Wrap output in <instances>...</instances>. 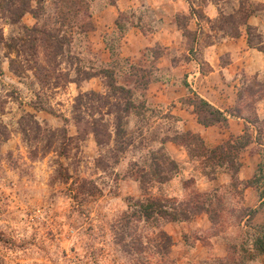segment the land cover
I'll list each match as a JSON object with an SVG mask.
<instances>
[{
  "label": "rangeland",
  "instance_id": "1",
  "mask_svg": "<svg viewBox=\"0 0 264 264\" xmlns=\"http://www.w3.org/2000/svg\"><path fill=\"white\" fill-rule=\"evenodd\" d=\"M29 1L0 0V264H264L254 247L264 213L249 222L244 182L197 193L189 177L211 178L215 161L193 137L179 135L170 109L174 88L166 98L154 92L170 74V59L177 67L199 59L195 49L239 34L251 15L261 22L249 31L252 43H263L264 0H188L194 19L177 16V30L163 5V27L148 36L164 44L139 50L122 49L136 14H120L119 27L96 41L91 0ZM25 3L29 12L17 21ZM155 8L146 15L152 25L162 19ZM173 73L185 93L178 102L201 109L193 91L186 93V69ZM117 87L131 90L128 109ZM260 90L264 83L254 81L243 94L250 119ZM172 139L189 144L187 164L172 158L180 149ZM256 182L263 193L264 166ZM152 200L185 215L195 205L210 209L215 223L202 228L203 252L189 248L196 225L179 229L167 217L145 218L141 205Z\"/></svg>",
  "mask_w": 264,
  "mask_h": 264
},
{
  "label": "crops",
  "instance_id": "2",
  "mask_svg": "<svg viewBox=\"0 0 264 264\" xmlns=\"http://www.w3.org/2000/svg\"><path fill=\"white\" fill-rule=\"evenodd\" d=\"M99 1L91 0L89 8L90 16L94 24L93 36L96 41H100L104 36L110 35L116 27H119L117 22L120 14L128 13L138 15L136 24L130 22L124 28L125 34L122 49L133 47L132 49L139 50L141 47L146 48L157 43L164 44L160 40L155 39V41L150 42L151 39H149L151 35L158 33L159 29H162L163 22H165V18L162 17H167L168 15L163 5L169 6L172 10L173 18L170 23H172L171 27H175V29L179 28L176 20L177 16L183 15L188 18L190 17L192 20L194 19L188 0H106L101 5ZM152 2L155 5H152ZM154 7H157L155 10L159 9L158 11L162 19L160 22H151L153 23L152 25L149 23L150 21H148V16L146 17V15H148L147 13L151 14V10ZM206 10L211 11L210 7ZM209 13L206 12L207 16L210 17ZM258 18L257 15L249 16L247 25L252 28L260 27L261 22L258 23L256 21ZM146 23L149 24L148 27L153 29L154 32L148 31L149 28L144 25ZM144 31L148 32L145 33ZM136 39L140 40L139 45L136 44ZM172 43L173 41L171 39L170 45ZM263 44L264 42L258 43L257 45L252 42L250 43V35L247 32L246 25L240 26L238 36H230L224 33L217 40L200 47L199 51L195 49V52L197 51L200 54L199 59L186 61L178 67L170 59L168 68L170 74L166 73L164 76L161 75L160 80L154 84L156 85L154 92L161 98H166L163 95L167 96L166 93L171 87L174 88L173 92H170L173 93L170 109L172 116L175 117L176 123L181 126L179 129L183 133L198 135L208 149H214L228 141H234L247 133L250 134V140L240 151L238 159L240 169L235 175V178L241 183L255 179L264 166V91L260 90L256 94L262 95L257 96L255 99L253 119H250V113L242 107L244 100L243 94L246 93L250 84L254 81L264 83V48H261ZM179 67L186 69L188 75L187 82L189 88L186 89V93H190L189 90L191 89L214 108L226 113L228 120L224 125L206 127L198 121L193 107L178 102L185 96V93L181 92L182 86L179 85V77H176V81L175 73H173ZM198 68L199 72H197ZM174 94H178V97L175 98ZM244 98L246 97L244 96ZM175 144L172 142V145L175 146ZM177 145H180L177 146L180 148L177 151L178 155H173L172 158L176 162L187 164L190 161L189 147L181 144ZM201 175L202 177L195 175L189 177L195 184L197 193L199 194H206L211 191L216 193L222 192L224 188L233 183L234 179L232 172H230L227 166L218 167L211 178L203 176V174ZM243 187V203L249 209L258 210L253 218V220H256V218H260L264 213V208L261 206L264 201V196L261 198L262 192H260L259 187ZM186 191L187 188H183V192ZM207 223L208 226L205 228H210L213 225L208 211L203 210L187 221L171 224H174L179 229L187 228V224L190 227L196 225L197 228L188 231L190 234L189 238L192 240L189 248L192 249V252L201 253L204 249V245L201 242V234L206 236L207 232L202 228ZM186 232L185 230L184 233ZM184 233H173V235L174 237L180 238L179 235H183ZM174 241L176 242L177 240Z\"/></svg>",
  "mask_w": 264,
  "mask_h": 264
},
{
  "label": "trees",
  "instance_id": "3",
  "mask_svg": "<svg viewBox=\"0 0 264 264\" xmlns=\"http://www.w3.org/2000/svg\"><path fill=\"white\" fill-rule=\"evenodd\" d=\"M27 1H29V0H27ZM23 6H24V8L21 11V13H19V15L16 14V16H18V20L17 21H19L25 14H27L29 12L30 4L25 3ZM248 18H247L246 22L243 23V25H246L247 32L250 35L249 31L251 29H253V28L250 27L249 25H247ZM119 23L120 22L118 20V22H117L118 26H119ZM178 26H179V23H178ZM93 29H94V27H92V30ZM238 35L239 34H236L234 36H238ZM251 42L252 41H251V37H250V43ZM105 73H106V76H107V73L110 74L108 69L105 70ZM111 75H113V74H111ZM91 77H95V75H93V76L91 75ZM115 89L119 90V91H122V92H124L127 95L126 99L130 100V101H126L127 102V106H128L126 108L128 109L129 107H131L132 104H133L132 100L130 99V98L133 97L131 90L127 89L125 87H117ZM92 95H98V94L93 92ZM192 95L196 99H198L199 102H200L199 106L201 107V109H199V107L197 105H195L194 113L197 115L198 121L201 124H203L206 127H209V126H213V125H224L227 122L228 119H227L226 113L214 108L211 104H209L207 101L202 99L196 93L192 92ZM201 110L203 112H206L207 114L205 113V116H201V114H200V112H202ZM117 129H119L118 125L116 126V130ZM121 130H122V127L118 130V133L121 132ZM92 132H93L94 136L96 137L98 143H101V141L99 140V136H100L99 130L96 127L93 126L92 127ZM184 134L186 136H188V137H193L195 139L193 141H198L199 144L201 145V147L205 150V153L209 154V156L211 158L210 161H215V166H216L215 169H214L215 172H216V168L217 167L227 166V168L233 174V177H234L233 182L238 181L235 178V175L238 173V171L240 169V163H239V160H238L239 159L238 155L240 154L241 149H243L246 146V144L248 143V141L250 140V136L247 137V139L245 141L240 143V147L239 148H236L234 146V141H228V142H226L225 144H223V145H221L219 147H216L214 149H208L205 146V144L202 141V139L198 135L191 134V133H181L179 135H184ZM182 139H184V138H182ZM170 141H172V142H174L176 144L178 143V144H181V145H187V146L189 145L184 140L179 141V140L172 139ZM195 146H196V144H195ZM228 149H230V150L232 149L235 152V155H231V152L228 153L227 151H230ZM231 156H232V159H230ZM205 157H207V156H205ZM215 172H213V175H214ZM256 179H257V177H255V179H253V180L244 182L243 185L245 187H248V186H256V187H258L256 185V183H257ZM199 195H202V194H199ZM263 196H264V193H262L261 198H263ZM261 206H262V208H264V201L262 202ZM141 207H143V210L145 212L144 216H145L146 219L147 218L148 219L154 218V216H159V217H167L169 222H182V221H187V220L191 219L195 214L200 213L203 210H207L208 214L210 215V218H211L210 209H208V207L206 208V206L204 204H202L200 206L199 205H195V207L197 208L195 210V212L191 211L190 213H187V215H185L186 212H184V211H181V212H177V211L176 212H169L167 210L166 206L163 205L160 201L152 200V201H149L148 204H146V205H141ZM249 210L250 211H249V214H248L247 217H248V220H250L249 222H251L253 220L254 216L257 214L258 210H253V209H249ZM211 221H212V223H215L212 218H211ZM261 232H262V235L260 234V235L257 236V239L255 240V244H254L256 252L259 255L264 254V226L262 227Z\"/></svg>",
  "mask_w": 264,
  "mask_h": 264
},
{
  "label": "built area",
  "instance_id": "4",
  "mask_svg": "<svg viewBox=\"0 0 264 264\" xmlns=\"http://www.w3.org/2000/svg\"><path fill=\"white\" fill-rule=\"evenodd\" d=\"M198 70H199V68L197 69V72H199Z\"/></svg>",
  "mask_w": 264,
  "mask_h": 264
}]
</instances>
